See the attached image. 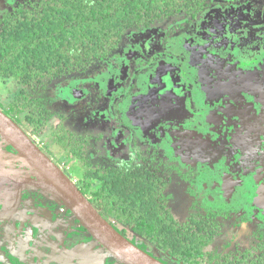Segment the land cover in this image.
<instances>
[{
    "label": "rangeland",
    "instance_id": "rangeland-1",
    "mask_svg": "<svg viewBox=\"0 0 264 264\" xmlns=\"http://www.w3.org/2000/svg\"><path fill=\"white\" fill-rule=\"evenodd\" d=\"M23 1L0 0V30ZM97 61L26 92L1 77L0 109L75 183L96 188L111 179L115 192L156 222L162 212L180 224L211 218L219 234L194 264L252 249L264 264V0H213L194 20L128 30ZM167 75L177 93L167 92ZM226 143L242 165L223 158ZM168 173L173 181L164 186Z\"/></svg>",
    "mask_w": 264,
    "mask_h": 264
},
{
    "label": "flooded vegetation",
    "instance_id": "flooded-vegetation-1",
    "mask_svg": "<svg viewBox=\"0 0 264 264\" xmlns=\"http://www.w3.org/2000/svg\"><path fill=\"white\" fill-rule=\"evenodd\" d=\"M114 50H117V46ZM250 52L252 53L249 56L254 54L252 49H250ZM95 63H98V61ZM94 64L88 66L86 71ZM173 79L171 75L165 77L167 92L172 90L177 93L179 91L177 89L178 86H174ZM179 106L181 107L182 103H177V108ZM4 113L8 115V113ZM8 116L10 117V115ZM184 117L187 116L184 115ZM178 124H175V126ZM180 126H182V123L177 127ZM22 130L78 187L82 194L116 231L139 249L163 264H171L167 261L170 257L173 260H177V264H194L203 256V250L210 244L211 237L214 234H219L216 230L215 222L211 218L201 221L196 216V219L190 218V220L180 224L172 220L168 213L162 212V217L157 222L149 219L145 211L136 207L131 200H127L115 192L111 179L104 180L96 188L90 184L81 185L75 183L65 170L42 149L40 144L26 130L23 128ZM206 146V144H203V148H206ZM219 147L222 148L221 151L224 159H227L228 162L234 159L237 160L239 165H242L240 161L242 155L240 152L235 151L228 143ZM16 157H19V155L0 136V199L7 194L13 193L11 199H6V206L0 209V213L11 210L8 216L0 219V264H83L85 259L80 252V248L82 247H87L92 250V255L95 256L97 261V263L94 262L95 264H112L108 257L118 264H121L97 243L84 226L71 214L66 205L51 192L24 186L18 202L14 207L17 200V190L11 178H15L18 181L39 179L38 175L27 164L21 159L18 161ZM220 158L222 159V156L218 157V159ZM13 163L16 166L15 171L12 169ZM248 165H251V162ZM126 169L128 168L124 167L115 172L117 174V180H120V175L124 174ZM243 169L245 168L243 167ZM242 175L244 174L242 173L239 176L234 175V178L243 180L244 177ZM260 175L263 176L261 179H264V172L260 173ZM171 177L170 173L165 174L162 177L164 181L162 185L170 186L173 181ZM3 182L6 184H3ZM53 196L62 203V206L58 204ZM107 196H113L115 198V204L119 206L120 210L121 216L119 218L107 212L108 207L103 202V199H101ZM2 205L4 203L0 201V206ZM67 215L72 216V222L67 225H60V221ZM140 225H142L141 228ZM142 228L151 231L156 236V239L143 233L140 230ZM127 231H131L135 236L145 240V242L147 241L146 244L133 241ZM195 244H198L197 248ZM192 245L195 247L194 249L191 248ZM63 249L68 253L64 254ZM234 253L231 252L230 255L224 256L219 264H225L227 260H231L230 263L237 264V259L244 257L243 254L239 256L238 253ZM189 255L195 257L192 262L188 261ZM102 257L105 260H102Z\"/></svg>",
    "mask_w": 264,
    "mask_h": 264
},
{
    "label": "trees",
    "instance_id": "trees-1",
    "mask_svg": "<svg viewBox=\"0 0 264 264\" xmlns=\"http://www.w3.org/2000/svg\"><path fill=\"white\" fill-rule=\"evenodd\" d=\"M213 0H25L0 30V78H14L19 92L106 59L123 34L182 16L192 20ZM101 198V197H100ZM119 218L115 198H101ZM119 213V214H118ZM142 225H140V228ZM151 238L148 229H140ZM198 247V244H195ZM193 245L192 249L195 248ZM255 250L237 264H262ZM250 253V255H249ZM195 259L189 255L192 262ZM231 261V260H230ZM226 261L225 264H233Z\"/></svg>",
    "mask_w": 264,
    "mask_h": 264
},
{
    "label": "water",
    "instance_id": "water-1",
    "mask_svg": "<svg viewBox=\"0 0 264 264\" xmlns=\"http://www.w3.org/2000/svg\"><path fill=\"white\" fill-rule=\"evenodd\" d=\"M0 136L39 177L38 180L27 179L21 181L11 178L17 190V200L14 207L24 186L51 192L66 205L71 214L84 226L97 243L121 264H163L116 231L101 216L78 187L33 143L22 128L1 109ZM10 213L11 210L0 213V219ZM80 252L85 259L83 264L97 263L90 248L82 247Z\"/></svg>",
    "mask_w": 264,
    "mask_h": 264
}]
</instances>
